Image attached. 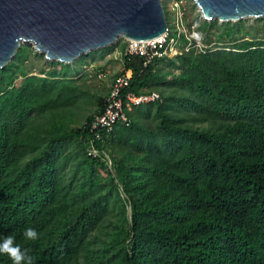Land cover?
<instances>
[{"label":"trees","instance_id":"1","mask_svg":"<svg viewBox=\"0 0 264 264\" xmlns=\"http://www.w3.org/2000/svg\"><path fill=\"white\" fill-rule=\"evenodd\" d=\"M236 31L221 24L227 48L192 46L145 64L122 54L128 88L160 99L129 107L128 124L94 141L96 156L86 152L87 122L105 92L82 124L65 127L54 110L73 101V86H58L55 70L12 84L9 60L0 242L14 237L34 264H264V39ZM29 227L37 240L24 237ZM0 264L12 261L0 255Z\"/></svg>","mask_w":264,"mask_h":264},{"label":"water","instance_id":"2","mask_svg":"<svg viewBox=\"0 0 264 264\" xmlns=\"http://www.w3.org/2000/svg\"><path fill=\"white\" fill-rule=\"evenodd\" d=\"M207 20L264 15V0H194ZM166 30L161 0H0V68L21 42L46 59L70 62L122 37L145 39Z\"/></svg>","mask_w":264,"mask_h":264},{"label":"rangeland","instance_id":"3","mask_svg":"<svg viewBox=\"0 0 264 264\" xmlns=\"http://www.w3.org/2000/svg\"><path fill=\"white\" fill-rule=\"evenodd\" d=\"M161 1L165 18L170 26L171 32L173 31L171 34L175 35L172 23L173 14L169 10L171 0ZM184 5L186 33L193 35V47L195 48H205L213 45H221L227 48V42L217 38V33L221 30V24L224 22H230L233 28H239V31L234 33L237 36H255L264 39V15L256 17L248 16L232 21H219L216 19V25H209L206 26V29H200L199 24L207 19L203 18L194 0H184ZM242 30H245L243 34ZM179 42L177 49L183 47L181 38ZM122 43H124L123 38L118 37L111 44L83 52L70 62L59 61V63L52 65L51 61L55 59H46L43 53L34 49L31 43L21 42L17 46L15 53L9 59L16 58L12 65L15 71L12 84H18L27 76H47L49 70H55V77L60 80L58 86L63 82L73 86L71 94L74 95V99L70 104L64 105L58 111L54 110L55 116L65 127L78 126L84 122L87 114L94 112L97 106V96L103 95L111 76L117 67L121 65L120 57L115 52L121 50ZM15 54L18 55L15 57ZM114 54L116 55L113 56ZM173 55L175 54L168 56L172 57ZM161 66L162 68H168L173 72H177V68L173 64L161 62ZM99 68L105 71V73L102 77L97 78L95 73ZM54 91L52 92L53 94L55 93Z\"/></svg>","mask_w":264,"mask_h":264},{"label":"built area","instance_id":"4","mask_svg":"<svg viewBox=\"0 0 264 264\" xmlns=\"http://www.w3.org/2000/svg\"><path fill=\"white\" fill-rule=\"evenodd\" d=\"M169 10L173 14L172 23L175 35L171 34L173 31L171 32L166 20V30L163 33L145 39H128L126 43L124 42L123 49L115 52L118 53L120 60L122 54L138 55L141 56L142 63L145 64L153 58L176 54L181 50H187L194 46L193 35L186 33L184 24V0H171ZM180 38H183V47L177 49ZM120 63L121 65L117 67L111 76L103 95L102 109L94 113L87 122V129L91 135L87 140L86 152L92 156L100 155L101 153L94 144L95 140H102L103 135L107 134L117 122L128 124L129 118L126 110L129 107L160 99V93L155 89L140 91L129 89L131 71L129 68L123 67L122 60ZM104 73L105 71L99 68L95 75L100 78ZM101 156L107 164H110V159L105 152H102Z\"/></svg>","mask_w":264,"mask_h":264},{"label":"clouds","instance_id":"5","mask_svg":"<svg viewBox=\"0 0 264 264\" xmlns=\"http://www.w3.org/2000/svg\"><path fill=\"white\" fill-rule=\"evenodd\" d=\"M24 237L35 241L39 234L34 228L29 227L24 230ZM0 255L8 256L12 264H34V258L29 254V250L22 249L12 236L5 237L0 242Z\"/></svg>","mask_w":264,"mask_h":264}]
</instances>
